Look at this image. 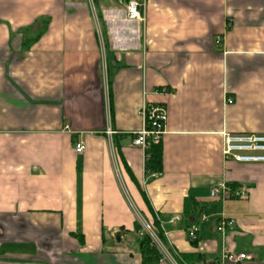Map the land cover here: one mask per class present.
Returning <instances> with one entry per match:
<instances>
[{
    "label": "crops",
    "instance_id": "obj_1",
    "mask_svg": "<svg viewBox=\"0 0 264 264\" xmlns=\"http://www.w3.org/2000/svg\"><path fill=\"white\" fill-rule=\"evenodd\" d=\"M127 1L0 0V264H141L142 232L158 264H264V162L221 152L264 134V0ZM143 102L167 111L159 171Z\"/></svg>",
    "mask_w": 264,
    "mask_h": 264
},
{
    "label": "built area",
    "instance_id": "obj_2",
    "mask_svg": "<svg viewBox=\"0 0 264 264\" xmlns=\"http://www.w3.org/2000/svg\"><path fill=\"white\" fill-rule=\"evenodd\" d=\"M144 3L137 0H128L125 6V14L128 20L144 21ZM219 39L216 40L218 42ZM228 102H231L228 99ZM140 115L142 125L139 130L134 132L131 144L144 152V157H147L146 150L160 143L161 137L165 131L167 120V111L163 103L143 102ZM67 127V126H66ZM85 149L82 141H78L74 145V150L77 154H81ZM221 152L224 158L232 159L239 162H264V134L251 133H223ZM219 194L226 196L244 197L247 192L245 188H235L216 182L210 189V196L217 197ZM205 215H201L200 219H204ZM233 224L232 219L221 218L217 224V230L223 231L226 227ZM195 228L191 230V236H195ZM152 237V243L159 249L157 239H154L152 232H149ZM224 260L229 264H236L242 260L251 258L246 253L226 252L223 255Z\"/></svg>",
    "mask_w": 264,
    "mask_h": 264
},
{
    "label": "trees",
    "instance_id": "obj_3",
    "mask_svg": "<svg viewBox=\"0 0 264 264\" xmlns=\"http://www.w3.org/2000/svg\"><path fill=\"white\" fill-rule=\"evenodd\" d=\"M147 157L145 160V169L147 171H159L160 169V149L159 144L150 146L147 150ZM234 187V186H232ZM154 226L157 230V221L154 220ZM139 225L135 224L137 231ZM159 232V230H157ZM142 232V231H141ZM138 245L142 256L141 264H158L161 254L158 248L151 242L149 234L142 232L138 238Z\"/></svg>",
    "mask_w": 264,
    "mask_h": 264
},
{
    "label": "rangeland",
    "instance_id": "obj_4",
    "mask_svg": "<svg viewBox=\"0 0 264 264\" xmlns=\"http://www.w3.org/2000/svg\"><path fill=\"white\" fill-rule=\"evenodd\" d=\"M139 221L141 222V224H142L144 227H147V226L145 225V223L142 222L140 219H139Z\"/></svg>",
    "mask_w": 264,
    "mask_h": 264
}]
</instances>
